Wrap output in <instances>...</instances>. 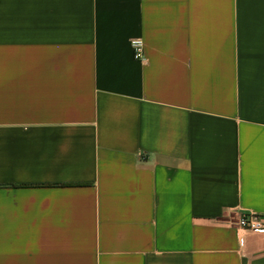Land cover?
Wrapping results in <instances>:
<instances>
[{"label": "crops", "instance_id": "1", "mask_svg": "<svg viewBox=\"0 0 264 264\" xmlns=\"http://www.w3.org/2000/svg\"><path fill=\"white\" fill-rule=\"evenodd\" d=\"M241 214L264 0H0V264H264Z\"/></svg>", "mask_w": 264, "mask_h": 264}, {"label": "built area", "instance_id": "2", "mask_svg": "<svg viewBox=\"0 0 264 264\" xmlns=\"http://www.w3.org/2000/svg\"><path fill=\"white\" fill-rule=\"evenodd\" d=\"M133 57L136 61H146L145 44L142 37L132 39ZM238 228L254 233H264V217L253 214H241L236 220Z\"/></svg>", "mask_w": 264, "mask_h": 264}]
</instances>
